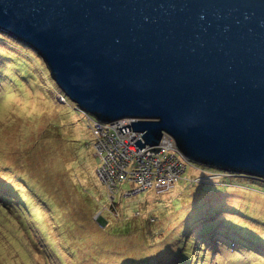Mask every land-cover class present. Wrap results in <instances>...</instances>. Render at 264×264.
Here are the masks:
<instances>
[{
	"label": "water",
	"instance_id": "95a60500",
	"mask_svg": "<svg viewBox=\"0 0 264 264\" xmlns=\"http://www.w3.org/2000/svg\"><path fill=\"white\" fill-rule=\"evenodd\" d=\"M0 34L152 153L264 180V0H0ZM147 152V151H145Z\"/></svg>",
	"mask_w": 264,
	"mask_h": 264
},
{
	"label": "rangeland",
	"instance_id": "374dc122",
	"mask_svg": "<svg viewBox=\"0 0 264 264\" xmlns=\"http://www.w3.org/2000/svg\"><path fill=\"white\" fill-rule=\"evenodd\" d=\"M9 61V58L0 56V66L4 69ZM34 70L40 72L38 66H34ZM38 78L41 85L26 83L24 90L19 89L0 72V159L3 157L2 162L10 166L7 172L26 175L27 170V177L34 191H39L41 197H52L48 200L54 205L53 209H56L57 222L68 218L70 222L77 219L78 223H84L86 230H91L88 238L92 247L88 245L86 251L78 250L76 256H69L67 250L64 254H68L62 261L56 262L53 258L46 261L37 246L31 245L27 232L32 234V240L41 235L38 230L31 228L29 214L39 229L50 231L52 224L49 210H43L42 217L38 209L29 207L27 203L29 211L25 208L21 211L17 207L18 201H4L2 196L7 191H1L0 264H123L113 258L105 259L101 254L96 259L93 254L99 250L98 247L103 248L102 254L104 250L107 254L110 251L117 252L114 258H118L124 251L145 250L146 244L139 247L142 238L150 240V237L167 229V223L171 225V231L178 230L181 220L196 206L194 196H199L201 201L219 203L224 208H229L227 210L241 214L243 221L249 223L248 230L264 238V185L258 183L252 186L251 182L247 183L246 177L218 174L217 169L201 167L186 160L184 164L187 167L181 179L166 191L157 193L150 189L138 195L127 196L126 192L133 188L132 184H120L113 201L120 217L111 215L107 188L96 173L100 161L95 156L87 119H82L74 107L69 110L65 108L66 98L59 90L53 89L54 85L44 87L45 82L49 84L47 78ZM61 115L64 116L61 118ZM53 123L57 126L54 127ZM3 174L4 171H0V182L5 180ZM90 178L93 181L90 182ZM193 178H197L198 182H192ZM83 179L87 181V185L80 183ZM206 181H210L213 186L219 184L217 188L221 191L207 189ZM23 193L27 194V191L24 190ZM226 212L222 216L226 220L231 217L233 219L232 214L229 213L228 216ZM181 217L184 219H180ZM152 218L154 222L150 224L149 220ZM230 221L225 225L227 232L232 226ZM220 224L223 225L222 222L218 225ZM109 227L111 228L108 229ZM70 229L67 228L66 231ZM106 231L111 236L105 234ZM172 234L174 236V232ZM235 238H239L236 232L233 233L232 240L224 243L217 238L214 243L218 241V246L214 245L212 251L208 249L201 264H264V246L252 244L255 249L248 250L234 242ZM177 258H171L165 264H175ZM155 264H164L162 257Z\"/></svg>",
	"mask_w": 264,
	"mask_h": 264
},
{
	"label": "trees",
	"instance_id": "16d2710c",
	"mask_svg": "<svg viewBox=\"0 0 264 264\" xmlns=\"http://www.w3.org/2000/svg\"><path fill=\"white\" fill-rule=\"evenodd\" d=\"M0 56L9 58L10 61H12V62L10 61L7 62L8 66L5 69L3 68V66H0V72H2V75H4L6 79H9V81L12 82L15 86L17 85L19 89L25 90L27 86L26 83H28L29 85H37V86L41 85V82L38 80L39 79L38 77H45L49 81V84L45 82L44 83L45 86L43 85L44 87L49 88L51 87L50 86L51 84L52 86L54 85L53 89L55 91L59 90L56 87L55 83L53 82L52 78L50 77L49 70H47V68L43 65L42 60L38 56H35L34 53L26 46L17 43L15 40H12L9 36L4 34L3 35L0 34ZM34 66H38L40 72L39 71L36 72L34 70ZM65 101L67 104V107L65 108L69 110L71 109V107H74L75 109L76 107L75 103L70 102L68 98H66ZM76 111L83 119L84 118L83 112H80L78 110ZM63 116L64 115H61V118ZM55 123L59 124L58 122ZM55 123H53L54 127L57 126V124ZM48 132L50 131L48 130ZM2 161H3V157L0 159V171H4L5 174H3V177H5V180L0 182V192L7 191V194L2 196L4 201H6L5 199L11 202L18 201L19 204L17 205V207L21 211L26 209L28 212L29 207L36 208L38 209L42 217L44 214L43 210L45 209L49 210L48 214L51 218V224H52V227L49 228L50 231H43L42 229H39L35 225L36 223L35 224L33 223V218L31 217V214H29V217L31 218L29 222L32 224L31 228L38 230V232L41 233V235L36 240H32L30 239L32 234L27 232L29 237L28 240H31L30 242H32L31 245L37 246V250L39 252L41 251V255H43L44 259L46 258L47 259L46 261L48 262L51 261L52 258L55 261L56 260L62 261L64 257L67 256L68 254V253L66 255L64 254L67 250L70 253L69 256L70 255L76 256V252L80 249L82 251H86L85 248H87V246L90 245L88 236L91 234V230L90 231L88 229L86 230L87 226L84 223H78L77 219L75 221L70 222L69 220H67L68 219L67 218L61 221L62 223L57 222V219L55 218L56 209L55 208L53 209L54 205H52V203L49 201L50 199H52V197L49 198L41 197L39 191H37L39 194L34 191V188L31 185V181L27 177L28 176L27 170H26V175L13 174L7 172V170L10 169L9 168L10 166L5 165ZM217 173L223 175L226 174V173L225 174L222 173L221 171H217ZM6 177L8 178L6 179ZM246 180L247 183L251 182L253 184L252 186L258 183L264 185V180H261L259 178L256 179L252 177H246ZM91 181L93 180L90 178V182ZM85 182L87 181L83 179L80 183L82 185L85 184L87 185V183ZM192 182L197 183L198 180L195 181L194 178ZM207 182L209 183L210 181H206L205 183L207 189L209 188L213 189L214 192L221 191L219 188H217L219 184L215 183L216 185L214 184L215 186H213L212 183H209L207 185ZM122 183H118V185L114 186L113 190L119 191V185ZM30 187H32V189ZM110 189L111 187L108 189L107 193L109 192ZM24 190L27 191V194L23 193ZM190 199L191 198L189 197V200ZM193 200L197 201L196 206L192 209L191 212H188L187 215L184 216L185 219L183 217L180 218L184 220H181L179 224L180 227L178 228L177 231H173V230L171 231L170 229L171 225L167 223L168 226L167 229L157 233L156 236L154 235L152 238L150 237L149 238L150 240H148V238L146 239L142 238V242L140 243L139 247L146 244L145 250L133 251V252L124 251L121 252L118 258H114L118 254L117 252L110 251V253L107 254L106 250H104V254H102L103 248L98 247L99 250H96V253L93 254L94 258L99 259V256L101 254V256L102 257L104 256L105 259L113 258V260H119L120 262L122 261L123 264H155V262L159 261V258L161 257L165 264L167 263V260L171 258L175 259L177 257H180L181 258L180 261L182 262L183 260L190 258L188 254L190 251L191 243L195 245L202 244L204 247L207 246L208 243H210V240L219 222H222L223 225L225 226L228 224V221L232 219V217L231 218L229 217L230 219L226 220V218L222 216L223 215L222 213L226 212V210L229 208H224L219 203L215 204L211 200L201 201V199H199V196H194ZM113 204H114L113 209L115 212H117L118 210L116 208V204L115 203ZM50 208L53 210H51ZM58 213H60L61 215L60 211H58ZM229 213L232 214L231 215L233 216L232 220H234V221L232 220L230 221V223L232 224V226H230V229L232 232H236V234L239 236V238L234 239L235 240L234 242H236L238 245L240 244L246 247L248 250L255 249L254 245L252 244L258 246H264V238L263 237L260 238L258 235L255 234L254 231L248 230L250 227V226L248 227L249 223L246 220L243 221L244 219L241 214L239 213L237 214L227 210L226 214H228V216L230 215ZM116 215H118L116 218L120 217L119 212L116 213ZM153 220H154L153 218L149 220L150 224L154 222ZM67 228L69 229L71 228V229L66 231ZM110 228L111 227H109L108 229ZM223 229H224L223 226H220L219 231L222 232ZM108 231H106L105 234L108 233V235L111 236V233ZM246 231H250L252 233H246ZM173 232H174V236L172 234ZM127 233H129V230H127ZM138 234L140 235V233ZM230 235L233 237V234ZM127 236L130 237L129 234ZM221 238L223 241H228L229 236L221 237ZM186 242H188L189 245ZM89 247L91 248L92 246L90 245ZM175 248H177V251L175 250ZM180 263L181 262H179V264Z\"/></svg>",
	"mask_w": 264,
	"mask_h": 264
},
{
	"label": "built area",
	"instance_id": "2783aa9c",
	"mask_svg": "<svg viewBox=\"0 0 264 264\" xmlns=\"http://www.w3.org/2000/svg\"><path fill=\"white\" fill-rule=\"evenodd\" d=\"M126 123L130 121L126 119L104 125L91 122L94 151L102 162L97 170L100 179L113 187L119 182H131L130 193L136 194L150 189L159 193L171 188L185 170L184 160L172 138L165 136L158 146L161 147L159 152L152 153L148 147L140 149L134 144L141 137L140 133L132 130L122 133L116 128Z\"/></svg>",
	"mask_w": 264,
	"mask_h": 264
},
{
	"label": "clouds",
	"instance_id": "9594fccd",
	"mask_svg": "<svg viewBox=\"0 0 264 264\" xmlns=\"http://www.w3.org/2000/svg\"><path fill=\"white\" fill-rule=\"evenodd\" d=\"M60 91V90H59ZM62 94H63V92L62 91H60ZM64 95V94H63ZM64 97H66L65 95H64ZM63 100V99H62ZM75 109L76 110H78V111H80V112H83V114L85 115V116H87L88 118H86L84 115H83V117L85 118V119H87V122H88V126H89V128H90V130H91V134H92V140H93V143H92V146H93V149H94V143H95V140H94V135H93V130H92V127H91V122H93V121H96V122H98V123H100V124H112V123H101V122H99L97 119H95L94 117H91L89 114H87V113H85L83 110H80V109H78L77 107H75ZM127 120H129L130 121V123H129V128H130V124H131V120L130 119H127ZM117 121H121V120H117ZM116 122V121H115ZM115 122H113V123H115ZM132 130V129H131ZM133 132V131H132ZM164 138H165V136H164ZM163 138V139H164ZM172 138V137H171ZM162 139V140H163ZM162 140L160 141V143L159 144H161V142H162ZM173 140V139H172ZM174 141V140H173ZM159 146V145H158ZM158 146H157V148H158ZM148 148H150V147H148ZM159 152V151H158ZM157 152V153H158ZM95 156L96 157H98L97 156V154L95 153ZM181 156V155H180ZM182 157V156H181ZM183 158V157H182ZM98 159H99V161H100V158L98 157ZM183 160H185L184 158H183ZM187 161V160H186ZM192 164V163H191ZM194 164V163H193ZM102 166V162L100 161V164H99V166H98V168L96 169V173H97V170L100 168ZM187 166L185 165V168H186ZM186 170V169H185ZM184 170V171H185ZM184 173V172H183ZM222 173H224V172H222ZM226 174H231V173H227V172H225ZM224 173V174H225ZM97 175H98V177H99V174L97 173ZM231 175H234V174H231ZM99 179H100V177H99ZM194 179V178H193ZM198 179L197 178H195V181H197ZM100 181H101V183H103L104 184V186L107 188V191H108V189L110 188V187H112V186H110V185H108V184H106V183H104L101 179H100ZM119 183H122V182H119ZM130 184H131V182H130ZM118 185V184H117ZM132 187H133V185H132ZM113 188L114 187H112L110 190H109V192H108V194H109V199H110V205L108 206V209H109V212H110V214L111 215H113L114 217H117L118 215H116V213H118V211L117 212H115L114 211V209H113V201H114V198H115V195H117L118 194V191H116V190H113ZM131 190L132 189H130L128 192H126V195L127 196H133V195H138V194H140V193H130L131 192ZM151 190H153V189H151ZM168 190V189H167ZM153 191H155V190H153ZM166 191V190H165ZM140 192H144V191H140ZM156 192V191H155ZM158 193V192H157ZM101 218H102V216H101ZM104 223H105V221H104ZM106 224H107V222H106ZM105 226V225H104ZM220 226H223V231L221 232V231H219V228H220ZM225 226L224 225H218L217 227H216V229H215V231H214V233H213V236H212V238H211V240H210V243H208V245L207 246H203L202 244H192L191 243V246H190V251H189V256H190V258H188V259H186V260H183V262L182 261H180V259L181 258H177L176 260H177V263H175V264H179V262H181L180 264H201V262L205 259V257H206V253H207V251H208V249H209V251L211 250L212 251V249L214 248V245L215 246H218V241L216 242V243H214L215 242V240L217 239V238H219L220 239V241L221 242H225V241H223L222 240V238L221 237H228L229 236V239L228 240H232L233 239V237L230 235V234H233L234 232H232L230 229H228V232L225 230ZM218 234V235H217ZM191 236V235H190Z\"/></svg>",
	"mask_w": 264,
	"mask_h": 264
},
{
	"label": "bare ground",
	"instance_id": "6f19581e",
	"mask_svg": "<svg viewBox=\"0 0 264 264\" xmlns=\"http://www.w3.org/2000/svg\"><path fill=\"white\" fill-rule=\"evenodd\" d=\"M99 132H100V131H99ZM182 175H183V174H182ZM181 177H182V176H181ZM180 179H181V178H180ZM180 179H179V180H180Z\"/></svg>",
	"mask_w": 264,
	"mask_h": 264
}]
</instances>
